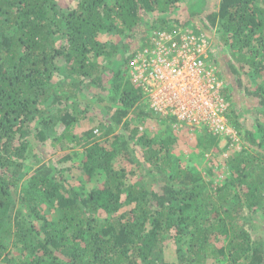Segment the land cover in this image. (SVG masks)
<instances>
[{
	"label": "trees",
	"instance_id": "obj_1",
	"mask_svg": "<svg viewBox=\"0 0 264 264\" xmlns=\"http://www.w3.org/2000/svg\"><path fill=\"white\" fill-rule=\"evenodd\" d=\"M184 1L0 0V260L11 245L18 254L8 264H172L163 250L187 235L176 264H264L262 241L245 227L264 215V125L227 156L223 183L206 180L173 155L174 118L147 109L127 69L155 32L181 27L212 39L217 30L221 65L248 84L259 79L246 93L264 105V0L169 15ZM91 87L107 96L94 98L101 118L82 129ZM133 113L166 132L146 135ZM49 134L54 147L83 149L80 174L103 175L96 187L85 193L50 162L19 185L31 136Z\"/></svg>",
	"mask_w": 264,
	"mask_h": 264
},
{
	"label": "rangeland",
	"instance_id": "obj_2",
	"mask_svg": "<svg viewBox=\"0 0 264 264\" xmlns=\"http://www.w3.org/2000/svg\"><path fill=\"white\" fill-rule=\"evenodd\" d=\"M218 2L219 0H186L169 15L182 18L185 14H190L192 12L208 13L217 8ZM62 4L66 6L69 4V0H63ZM149 21H151V14L146 22L147 25H150ZM213 32V36L211 35L212 42L218 51L216 63L221 70V78L225 85L224 95L228 102L226 112L227 120L232 131H234L236 138L232 140L219 137L213 142L211 137L200 133L201 129L190 131L186 126L180 128L171 127V129L166 131H169L171 136L175 138L172 153L180 160L182 166L200 172L206 180L223 183L229 176L228 169L225 165V159L227 156L232 155L243 148L250 147L245 139L246 133L244 134V132L246 130L255 132L257 124L264 125V105H259L257 103V98H253V96L250 97L246 93V87L253 89L255 85H257V81L260 82L259 79H256V81L253 82L254 85L248 84L246 75L241 71L238 74V78H240L239 83L237 80L238 78L236 77L237 75L230 74L225 70L223 64L221 65L220 48H224V46L223 44L217 46L220 39L217 36V30ZM104 39H109L112 42H116L119 39L121 40L120 37L110 36L106 33L102 34V40ZM122 41H130L131 44L137 43L136 38H124ZM123 69H125L126 72V64L123 66ZM105 87H108V85L105 84ZM85 92L86 99L91 101V103H89L90 105H88L87 113L89 116H92V119L89 122L84 123L81 126L82 129L96 125L97 120L101 118L98 108L92 105L95 101L94 98L97 95L104 97L107 96L106 91L101 92V89L99 90L98 88L91 87ZM80 108L82 107L80 106ZM127 118L132 123L131 125L133 127L137 126L139 130L143 131L148 136L161 135L166 132L164 131L165 129H161L156 125L157 122L146 121L145 118H140L134 113ZM233 124L236 125L237 128H235ZM79 131H81V129H79ZM99 133L98 129L94 132L96 136H98ZM80 134L81 133H78L77 135ZM51 136L52 135L49 134L46 139L41 141L33 138L34 136H31L33 141L31 142L32 150L29 152L28 157L22 162V170L19 175V185L25 186L27 184L30 175L39 164L50 162L55 167L61 169L62 174L71 184L76 187H83L81 190L85 193L96 187L102 180L103 175L97 174L92 180L85 181L84 177L80 174L79 167L81 165L83 149L78 147L73 149L57 146L54 147L51 145ZM254 148L255 147H251V149ZM75 151H78L79 153L74 155ZM121 159L123 158L121 157L119 161ZM116 166L120 167L122 166V163L119 162ZM123 166L129 167L124 162ZM251 223L253 224L252 228L247 225L245 226L251 234V239L261 240L264 245V215L260 216L259 213L256 214ZM9 246L10 247L4 251L2 258H5L0 260V264H8L6 258H9L10 255L14 257L17 256V249L14 247L11 248V245ZM187 246V235L176 237V239L171 241L163 250L164 261L166 263L176 264L178 260V249L180 248L184 251ZM8 251L9 253L7 254Z\"/></svg>",
	"mask_w": 264,
	"mask_h": 264
},
{
	"label": "built area",
	"instance_id": "obj_3",
	"mask_svg": "<svg viewBox=\"0 0 264 264\" xmlns=\"http://www.w3.org/2000/svg\"><path fill=\"white\" fill-rule=\"evenodd\" d=\"M217 55L211 38L174 27L153 33L149 44L130 58L127 69L147 109L173 117V128H206L212 136L234 140Z\"/></svg>",
	"mask_w": 264,
	"mask_h": 264
}]
</instances>
